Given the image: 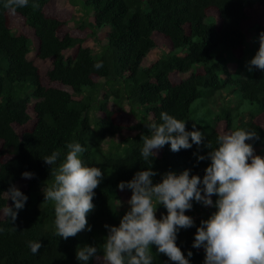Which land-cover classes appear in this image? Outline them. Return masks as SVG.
Masks as SVG:
<instances>
[{
    "label": "trees",
    "instance_id": "16d2710c",
    "mask_svg": "<svg viewBox=\"0 0 264 264\" xmlns=\"http://www.w3.org/2000/svg\"><path fill=\"white\" fill-rule=\"evenodd\" d=\"M57 1L30 0L12 14L0 0V208L13 203L3 193L11 184L28 196L14 222L0 214V264H78V247L102 245L104 225L119 224L131 196L117 184L146 167L139 155L142 135L149 134L145 125L158 122L163 111L186 120L187 130L195 123L213 144L228 131L256 130L261 139L254 147L264 155V71L254 69L249 78L233 80L226 67L213 63L217 50L239 62L251 30L258 50L264 0H83L94 26L109 29L100 57L84 47L92 39L88 29L70 27L72 12ZM157 50L162 57L146 66ZM97 63L103 67L96 69ZM230 85L236 88L235 100L258 110L250 121L239 119L234 127L231 111L201 122L192 116L204 91L213 95ZM75 142L86 148L84 162L100 167L105 178L94 190L96 207L87 216L91 231L65 240L54 234L53 203L44 202L41 189L53 177L41 157L56 151L62 162L66 145ZM197 150L194 145L172 152L165 145L153 168L160 174L187 168L190 175L203 176L208 162L196 164ZM25 171L34 177L22 178ZM153 179L159 182L160 175ZM213 211L194 204L186 214L199 225ZM195 231L181 230L177 245L185 255L193 252L191 264H203L204 250L191 248ZM29 240L41 241L38 253L27 247ZM151 254L153 264H166L168 258L155 247Z\"/></svg>",
    "mask_w": 264,
    "mask_h": 264
},
{
    "label": "clouds",
    "instance_id": "9594fccd",
    "mask_svg": "<svg viewBox=\"0 0 264 264\" xmlns=\"http://www.w3.org/2000/svg\"><path fill=\"white\" fill-rule=\"evenodd\" d=\"M30 0H6V8L15 14L28 6ZM259 47L247 62V71H264V31L257 37ZM96 69L102 63L94 65ZM186 120L168 112L159 115L145 126L139 155L146 167L134 173L128 181H120V191L130 190L126 211L118 225L105 224L107 235L99 247L84 245L76 250L78 264H90L102 258L105 264H153L152 248L164 254L166 264H191L193 252L186 255L177 245L181 230L195 227L193 249H203V264H264V155L256 153L254 143L260 135L256 130L240 128L208 141L204 132L192 125L187 130ZM247 141V142H246ZM169 145L172 152L192 149L196 164L207 161L203 176L191 174V169L162 174L153 168L159 151ZM201 146L207 149L201 154ZM66 153L53 151L41 157L50 166L51 185L41 191L44 202H52L55 215V235L67 240L81 231H91L87 216L95 209V189L105 178L97 166H88L82 159L86 148L79 142L68 143ZM59 162V163H58ZM160 175L159 182L154 177ZM24 179L34 173L25 171ZM13 203L0 208V214L14 222L25 208L28 196L15 184L3 192ZM213 196L216 197L215 201ZM194 204L214 208L207 219H195L190 212ZM166 213L157 218L158 206ZM121 206V201H120ZM4 229L0 227V232ZM27 247L33 254L41 249V241L29 240Z\"/></svg>",
    "mask_w": 264,
    "mask_h": 264
},
{
    "label": "rangeland",
    "instance_id": "374dc122",
    "mask_svg": "<svg viewBox=\"0 0 264 264\" xmlns=\"http://www.w3.org/2000/svg\"><path fill=\"white\" fill-rule=\"evenodd\" d=\"M60 8L67 9L72 12L73 20L70 27L74 28L79 25L85 26L89 33H91V41L84 45V47L90 48L95 57H100L105 49V38L109 29L98 30L93 23L92 12L84 6L83 0H58ZM256 39L254 31H250L244 39V56L239 62H231L228 54L221 50H217L213 54V63H220L227 68L229 76L236 80L240 77L249 78L252 72L247 71V62L256 53ZM160 51H153L149 57L144 61L146 66L155 62L157 59L162 57ZM182 56V53L178 54ZM225 78V77H224ZM236 88L232 85L225 86L220 92H215L210 95L207 92L202 93V98L198 100L192 107L191 113L193 117L201 122V120L211 119L216 115L222 116L223 112L231 111L233 114L234 127L238 123L239 119L243 121H250L253 116L257 115L258 110L252 107L247 102H242L239 99L235 100ZM96 109L93 107L92 116L96 113ZM139 119L141 117L139 116ZM214 124V123H212ZM105 149L106 146L104 145ZM161 213H166L162 209H157V218L160 217Z\"/></svg>",
    "mask_w": 264,
    "mask_h": 264
}]
</instances>
